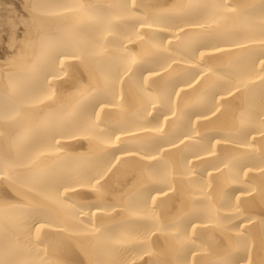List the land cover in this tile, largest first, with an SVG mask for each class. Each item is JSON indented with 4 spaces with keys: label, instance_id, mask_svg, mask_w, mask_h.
I'll return each instance as SVG.
<instances>
[{
    "label": "bare ground",
    "instance_id": "6f19581e",
    "mask_svg": "<svg viewBox=\"0 0 264 264\" xmlns=\"http://www.w3.org/2000/svg\"><path fill=\"white\" fill-rule=\"evenodd\" d=\"M0 264H264V0H0Z\"/></svg>",
    "mask_w": 264,
    "mask_h": 264
}]
</instances>
